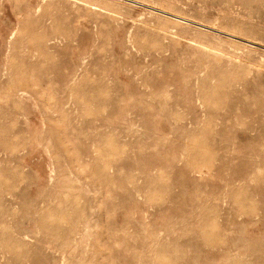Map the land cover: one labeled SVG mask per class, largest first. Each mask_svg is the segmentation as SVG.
<instances>
[{
  "label": "rangeland",
  "instance_id": "1",
  "mask_svg": "<svg viewBox=\"0 0 264 264\" xmlns=\"http://www.w3.org/2000/svg\"><path fill=\"white\" fill-rule=\"evenodd\" d=\"M0 264H264V0H0Z\"/></svg>",
  "mask_w": 264,
  "mask_h": 264
},
{
  "label": "bare ground",
  "instance_id": "2",
  "mask_svg": "<svg viewBox=\"0 0 264 264\" xmlns=\"http://www.w3.org/2000/svg\"><path fill=\"white\" fill-rule=\"evenodd\" d=\"M156 8V7H155ZM157 9V8H156ZM159 11H161L160 9H159ZM163 11V13H166V14H168V15H171V16H174V17H177L178 19L180 18V19H185V20H187L186 18H183V17H181V16H178V15H175L174 13L172 14L171 12H168V11H166V10H162ZM177 18H174V19H176L177 20ZM184 20V21H185ZM191 23V22H190ZM202 24V23H201ZM203 25V24H202ZM202 25H199V26H202ZM205 27H207V26H205ZM231 37H233V39L234 38H240L239 36H236V35H234V34H229ZM242 39V38H241ZM245 40V39H244ZM245 41H247V43L248 42H250L251 43V41H248V40H245ZM246 43V44H247ZM257 43V42H256ZM249 44V43H248ZM251 46V45H250Z\"/></svg>",
  "mask_w": 264,
  "mask_h": 264
}]
</instances>
